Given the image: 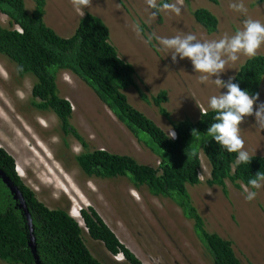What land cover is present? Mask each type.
<instances>
[{
  "label": "rangeland",
  "instance_id": "obj_1",
  "mask_svg": "<svg viewBox=\"0 0 264 264\" xmlns=\"http://www.w3.org/2000/svg\"><path fill=\"white\" fill-rule=\"evenodd\" d=\"M235 1L246 6L245 18L233 16L230 23L219 26L215 35H209L193 16L192 9L201 6L203 0H168L181 7L179 15L166 10L154 17L146 0H93L92 7L83 11L105 20L110 27L111 42L120 56L135 66L139 87L148 97L165 89L168 100L164 107L173 119L186 116L198 119L211 109L210 98L227 89L218 87L213 82L215 77L201 83V74L195 73L190 60L178 58V63H173L171 50L163 49L154 38L148 43L147 37L152 32L161 37L191 33L201 41L218 40L225 33L231 36L241 30L247 18L264 23V4L252 6L256 0ZM26 5L33 10L34 0H26ZM224 5V0H219V6ZM213 8L218 7L213 5ZM83 16L71 0H47L45 20L62 36H71ZM8 21L0 12V22L7 26ZM137 23L142 29L139 36L133 30ZM258 54H264V46ZM247 58L241 55L237 62L230 63L220 78L227 81L234 77ZM33 83L30 77L16 78L14 66L0 57V147L14 156L20 175L39 199L50 207L68 208L71 214L76 210L82 225L78 211L95 208L142 264H211L194 233L192 221L184 217L173 201L156 197L146 188L136 190L125 178H87L74 161L61 159L62 153L77 154L84 148L73 136L69 138L70 147L62 146L57 116L38 112L28 105ZM58 84L60 94L72 104L71 123L89 149L130 155L141 163L159 165V157L137 140L83 80L63 71ZM126 93L136 108L165 131H174L168 118L153 103L143 100L140 91L132 87ZM259 94L260 102H264V81ZM240 135L250 154L264 155V129L255 124L254 116L245 118ZM201 159L202 182L190 188L206 228L232 240L244 264H264V187L257 189L258 195L252 201L245 199L246 186L238 188L228 182L226 194L220 186L206 183L211 166L203 154ZM87 242L96 258L108 264H129L123 254L115 257L102 244L90 238Z\"/></svg>",
  "mask_w": 264,
  "mask_h": 264
},
{
  "label": "trees",
  "instance_id": "obj_2",
  "mask_svg": "<svg viewBox=\"0 0 264 264\" xmlns=\"http://www.w3.org/2000/svg\"><path fill=\"white\" fill-rule=\"evenodd\" d=\"M203 2L205 4L192 12L195 21L209 35L217 34L219 26L230 23L233 16L245 18L246 13H235L229 7L239 1L224 0L225 7H220L218 0ZM254 4H264V0L251 3ZM46 5L47 0H34V9L30 10L26 0H0V12L9 19L7 26L0 22V57L14 66L16 78L33 79L28 105L38 112H52L57 116L61 145L70 147L72 136L82 144L84 149L80 153H62L61 159L74 161L87 178H125L139 191L146 188L156 197L170 199L180 207L184 217L192 221L194 233L206 249L211 264H244L232 240L206 228L190 187L202 182L199 176L202 154L211 166V176L206 183L220 186L226 194L228 182L238 188L249 187V179L264 171V155L251 154L250 164L237 165L236 153L227 152L206 135L193 138L192 129L204 134L215 122L216 113L212 109L198 119L190 116L173 119L164 107L168 100L167 90L151 98L141 90L135 66L120 56L111 42L110 27L104 19L87 13L80 19L75 32L65 37L47 24ZM63 71H70L83 80L137 140L159 157V165L141 163L130 155L89 149L71 123V102L60 94L58 77ZM234 78L233 82L242 90L252 95L260 93L264 81V54L247 58ZM132 87L140 91L143 100L153 103L168 118L176 131V139H171L167 131L130 102L126 92ZM0 168L25 197L42 264H108L93 255L88 247L89 238L102 244L111 254L123 253L129 264H142L95 208L82 209L83 227L68 208L50 207L40 200L19 174L14 156L3 147H0ZM29 241L27 216L0 177V264H36Z\"/></svg>",
  "mask_w": 264,
  "mask_h": 264
},
{
  "label": "clouds",
  "instance_id": "obj_3",
  "mask_svg": "<svg viewBox=\"0 0 264 264\" xmlns=\"http://www.w3.org/2000/svg\"><path fill=\"white\" fill-rule=\"evenodd\" d=\"M71 3L75 10L83 16L85 14L83 10L91 8L93 0H71ZM146 3L153 10L152 16L154 17L159 16L166 10L174 12L176 15L181 13V7L177 6L176 3L168 2V0H161L160 3H158V0H146ZM229 7L235 11L247 13V8L243 2L232 3ZM133 30L138 36L140 35L142 29L139 23L134 25ZM153 38L163 49L171 50L170 55L173 63H178V58L180 60H190L195 73L201 74L199 76L201 83H206L209 78L215 77L213 82L221 89H227L226 92H221L219 96L210 98L209 107L216 113L215 122L210 124L204 134H201L197 129H192L193 138H200L201 135H206L220 147L226 149L227 152L236 153L235 163L237 165L241 163L250 164L253 157L246 150L245 140L240 135L241 125L245 122L246 117L254 116L255 124L264 129V102H260L259 93L252 95L246 90H242L238 83H234L235 76L229 77L227 81L220 77L222 73L227 71V66L230 63L237 62L241 55L248 58H254L258 55L259 50L264 46V23L256 19L247 18L244 20L241 30L236 31L231 36L225 33L218 40L201 41L196 35L191 33L183 36L161 37L152 32L148 35L147 42L151 43ZM169 134L171 139L177 138L175 130ZM199 176L201 175L199 174ZM248 185L249 187H244L245 199L252 201L258 193L250 189L264 187V171L257 172L253 178H250ZM82 209L78 211L80 215ZM71 215L75 217L73 214ZM75 218L77 219V217ZM82 226L84 227L85 223ZM119 254L113 255L116 257Z\"/></svg>",
  "mask_w": 264,
  "mask_h": 264
},
{
  "label": "water",
  "instance_id": "obj_4",
  "mask_svg": "<svg viewBox=\"0 0 264 264\" xmlns=\"http://www.w3.org/2000/svg\"><path fill=\"white\" fill-rule=\"evenodd\" d=\"M0 177L3 179L4 183L9 187L14 198L17 201H19V207L24 210L25 215L27 216L28 224H29V228H30L29 246H30L31 251L34 255L36 264H42L40 261L38 252H37L36 240H35V236L33 233V221H32V217H31V213L29 212V209L27 207L25 197H24L21 189L19 188V186H17L1 168H0Z\"/></svg>",
  "mask_w": 264,
  "mask_h": 264
},
{
  "label": "bare ground",
  "instance_id": "obj_5",
  "mask_svg": "<svg viewBox=\"0 0 264 264\" xmlns=\"http://www.w3.org/2000/svg\"><path fill=\"white\" fill-rule=\"evenodd\" d=\"M75 212H76V210H75ZM75 212L73 213V215L75 216V217H77L78 218V216H79V214L77 213V214H75ZM119 259V258H118Z\"/></svg>",
  "mask_w": 264,
  "mask_h": 264
}]
</instances>
